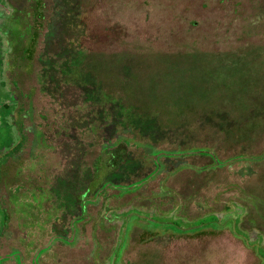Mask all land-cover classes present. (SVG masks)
<instances>
[{
	"label": "rangeland",
	"instance_id": "rangeland-1",
	"mask_svg": "<svg viewBox=\"0 0 264 264\" xmlns=\"http://www.w3.org/2000/svg\"><path fill=\"white\" fill-rule=\"evenodd\" d=\"M35 1L0 0V20L29 31ZM39 1L29 57L28 34L0 23V264H104L114 251L117 264H261L264 0H77L81 32L58 52V0ZM79 84L123 114L131 161L115 181L98 120L70 131L63 92ZM95 165L89 191L67 181ZM212 216L178 232L155 221Z\"/></svg>",
	"mask_w": 264,
	"mask_h": 264
},
{
	"label": "trees",
	"instance_id": "trees-1",
	"mask_svg": "<svg viewBox=\"0 0 264 264\" xmlns=\"http://www.w3.org/2000/svg\"><path fill=\"white\" fill-rule=\"evenodd\" d=\"M76 2L78 3L77 0H58L57 1V5L59 7L58 15L60 19L59 23L57 24V27H58V32H60V36L53 43L54 52L55 51L58 52L63 46V44L65 43L64 34L67 35L66 38L70 36L76 37V35L81 32L79 28V23L77 22V19H78L77 15L79 11L76 10V7H75ZM34 5H35L34 19L35 21L40 20L42 19V14H41L42 3L41 1L36 0ZM9 18L11 17L9 16ZM35 21L29 24V31H26L25 29L26 27L22 26L21 23L17 21L15 22H10L8 20L5 21V23L7 24L6 25L7 28L5 27L7 30V33L10 31H13L12 34H14L15 37L25 35L26 33L28 34L29 36L28 44L26 45L25 50H24L25 57H29V55H31V53L33 52V47L36 43V39L38 36V27L36 24L37 21L36 22ZM0 23H2L1 24L2 26H5L4 18L0 20ZM22 29H23V32H21ZM78 87L75 85H72L70 86V89H68L69 87H67L66 91L63 92V93H67L70 95L68 99L63 103L64 106H67V108L72 107V109H74V112H75V115L71 116L72 121L69 123L70 131L72 132L73 138L76 139L77 135H85L86 131L90 130L91 126L95 124V120H98L99 125H101L100 130H102L101 138H100V144H101L100 149L102 153L105 154L104 161L103 163H101L102 165H104L106 169L105 179H108L110 176H114L112 177V180L115 181V179L118 178L117 175L119 173L120 175L122 174V171H121L122 162L125 160L128 161V159L131 161V156L129 155V149L124 147L125 142H122L121 140L123 139L124 135H117L118 133H116L118 130V126L124 122L123 114L116 107L115 108L112 106L105 107V105L103 109H101L99 106L97 107V105L95 107L91 103L92 100L95 99V96H93L92 86L90 85V86L82 87V85L79 84ZM88 107L91 109H88ZM139 121L136 122V125L137 127L141 128V131L143 133L147 132L146 129L150 130V133L160 131L158 128H156V126L152 125L151 122L144 123V125L142 126H138V125H141V122ZM150 139H152V137H150ZM111 146L112 148L113 146H115V148L113 150L108 149ZM148 151L152 152L153 149L149 148ZM209 155H212V154H209ZM121 159H123V161ZM99 172H100V166L98 165L92 166L91 170L86 171V174H85L86 176L83 179L84 181L80 185H78L75 182L76 176H74L75 175V170H74L73 175H72L74 179L69 178L67 179V181L70 180V182L73 183V185H76V187L83 186L85 190L89 191V188L92 185V182L94 180L97 181L96 177ZM57 181L59 183L63 182L61 177H59V180L57 179ZM97 187H99V184L96 187H93V190L91 192H94L95 190H97ZM88 191H87V195L91 193V192L88 193ZM71 205L75 206V209H76L75 215H77L78 213L77 208H76L77 201L72 199L71 202H67V204H65V206H67L68 209H69V206ZM224 216L226 217V222L230 223L232 220H236V222H238V216H236L235 213L232 212V210L230 212L226 211ZM219 217L220 216H218V218ZM207 218L209 219L205 223H203L202 220L194 221V222L186 221V222L181 223L175 219L167 218V217L164 219L158 218V220H155V221L168 223L170 224V226H174V230L178 232L182 228L185 229L186 227H190V226L192 227L194 224H197V223L198 224L197 226H195V228H199V227L202 228L201 226L203 224H207V225L214 224V223H211L212 221H210V219L213 218V216L207 217ZM237 231L240 233V235L237 234V236L240 237L241 239H242L241 234L249 238V235L247 234L246 231L241 230V229H237ZM258 236L260 238V242L264 244V236L261 233L260 235L255 234L256 238H258ZM120 239H121V236H120ZM252 241H255V240H252ZM258 250L261 256L260 262L261 264H264V248H262L261 243H260V247H258ZM112 255H113V258L110 257V259L104 262V264L108 262H110L111 264L118 263V260L115 259L116 251H114Z\"/></svg>",
	"mask_w": 264,
	"mask_h": 264
}]
</instances>
